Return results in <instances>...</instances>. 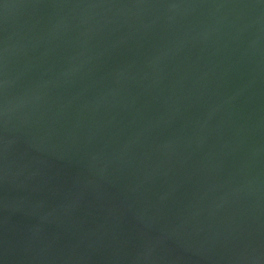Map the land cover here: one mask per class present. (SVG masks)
<instances>
[{"label": "water", "instance_id": "obj_1", "mask_svg": "<svg viewBox=\"0 0 264 264\" xmlns=\"http://www.w3.org/2000/svg\"><path fill=\"white\" fill-rule=\"evenodd\" d=\"M0 264H264V0H0Z\"/></svg>", "mask_w": 264, "mask_h": 264}]
</instances>
